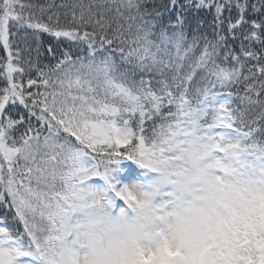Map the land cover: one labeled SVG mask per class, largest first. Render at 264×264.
Listing matches in <instances>:
<instances>
[{
	"label": "snow or ice",
	"instance_id": "obj_1",
	"mask_svg": "<svg viewBox=\"0 0 264 264\" xmlns=\"http://www.w3.org/2000/svg\"><path fill=\"white\" fill-rule=\"evenodd\" d=\"M194 6L211 39L191 0H0V264H264V0ZM132 216L148 247L97 253Z\"/></svg>",
	"mask_w": 264,
	"mask_h": 264
},
{
	"label": "trees",
	"instance_id": "obj_2",
	"mask_svg": "<svg viewBox=\"0 0 264 264\" xmlns=\"http://www.w3.org/2000/svg\"><path fill=\"white\" fill-rule=\"evenodd\" d=\"M27 2L35 3L38 5H43L46 8L49 5H52V11H60L63 12L66 9H60L55 6L61 5V4H71L74 2H77V0H27ZM156 3H160V0H155ZM217 2H223V0H217ZM85 3H87V0H85ZM181 4H187L188 0H180ZM191 3L193 7L186 9L185 14L189 16V19L192 21L190 24V29H195L196 27V20L199 19L200 21H203V24L201 25V31L203 34L207 35L209 39L212 38V33L214 31L213 23H214V8L208 9L204 8L203 10H197L195 8V4L197 3V0H191ZM149 7H151V3L149 4ZM167 15V13H165ZM225 16L228 15L226 12L224 14ZM15 31V29H14ZM191 31H189V39L191 38ZM25 35L24 32H19L17 34L16 43L19 45L21 49H29L22 53V61L31 60L34 63L39 64L40 67L45 68V66H51L56 63V61L52 58V55L47 51V47L49 44H52L56 49V56L59 57L60 53L62 51L67 50V43L58 44V42L48 36L47 34L41 35L40 39L42 41L43 46L40 49L39 57H37V52L35 51L36 45L34 42H32L31 39H29L28 43L26 44L22 37ZM30 35V34H29ZM229 46H232L231 41H229ZM239 41L236 42V47L238 49ZM73 52L76 51L75 48L72 49ZM6 52L3 49L2 46H0V64H3L5 62ZM22 66L27 67V65L22 64ZM47 70V68H45ZM2 71V69H0ZM32 78H36V72L32 71L31 73ZM27 79V76L25 77V80ZM2 86V84H0ZM33 91H36V89H32ZM42 90V89H41ZM260 111L259 108L256 109V112L254 114H258ZM35 123V122H34ZM0 215H2V212H0Z\"/></svg>",
	"mask_w": 264,
	"mask_h": 264
},
{
	"label": "clouds",
	"instance_id": "obj_3",
	"mask_svg": "<svg viewBox=\"0 0 264 264\" xmlns=\"http://www.w3.org/2000/svg\"><path fill=\"white\" fill-rule=\"evenodd\" d=\"M159 178H153L152 183H158ZM161 191L166 189L161 187ZM137 191H139L137 189ZM166 199V198H165ZM157 202H162L159 199ZM155 225L137 219L135 216L129 217L126 221L113 217L110 221V231L101 240L98 241L95 251L97 253L105 249L118 250L123 248L129 254H135L140 249L148 247L147 242L143 239L148 232H155Z\"/></svg>",
	"mask_w": 264,
	"mask_h": 264
},
{
	"label": "rangeland",
	"instance_id": "obj_4",
	"mask_svg": "<svg viewBox=\"0 0 264 264\" xmlns=\"http://www.w3.org/2000/svg\"><path fill=\"white\" fill-rule=\"evenodd\" d=\"M129 183H132V184H138V185H141L143 186V176H140L139 178H137L136 180L134 181H130Z\"/></svg>",
	"mask_w": 264,
	"mask_h": 264
}]
</instances>
